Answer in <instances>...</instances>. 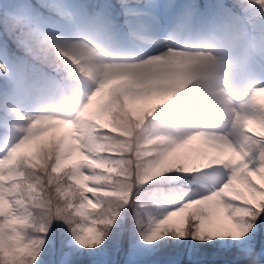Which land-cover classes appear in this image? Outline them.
<instances>
[{"label":"snow or ice","instance_id":"6c2138e0","mask_svg":"<svg viewBox=\"0 0 264 264\" xmlns=\"http://www.w3.org/2000/svg\"><path fill=\"white\" fill-rule=\"evenodd\" d=\"M166 250L264 264V0H0V264Z\"/></svg>","mask_w":264,"mask_h":264},{"label":"rangeland","instance_id":"374dc122","mask_svg":"<svg viewBox=\"0 0 264 264\" xmlns=\"http://www.w3.org/2000/svg\"><path fill=\"white\" fill-rule=\"evenodd\" d=\"M201 2H202V0H201ZM168 251L169 250H166V251L158 254L157 256L152 257L151 259L154 260V261H158L159 264H164V261H166L167 259H169L170 256H171V252H168Z\"/></svg>","mask_w":264,"mask_h":264},{"label":"bare ground","instance_id":"6f19581e","mask_svg":"<svg viewBox=\"0 0 264 264\" xmlns=\"http://www.w3.org/2000/svg\"><path fill=\"white\" fill-rule=\"evenodd\" d=\"M193 147L194 148H202V147H204V145L201 142H194Z\"/></svg>","mask_w":264,"mask_h":264},{"label":"clouds","instance_id":"9594fccd","mask_svg":"<svg viewBox=\"0 0 264 264\" xmlns=\"http://www.w3.org/2000/svg\"><path fill=\"white\" fill-rule=\"evenodd\" d=\"M67 106H69V107H70V105H67Z\"/></svg>","mask_w":264,"mask_h":264},{"label":"trees","instance_id":"16d2710c","mask_svg":"<svg viewBox=\"0 0 264 264\" xmlns=\"http://www.w3.org/2000/svg\"><path fill=\"white\" fill-rule=\"evenodd\" d=\"M168 252H171L170 250Z\"/></svg>","mask_w":264,"mask_h":264}]
</instances>
